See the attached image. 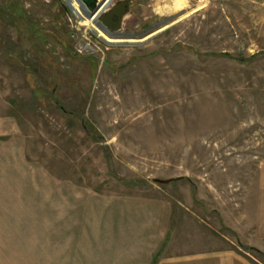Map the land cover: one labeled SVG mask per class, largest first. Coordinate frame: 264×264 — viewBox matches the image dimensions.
Wrapping results in <instances>:
<instances>
[{"label": "rangeland", "instance_id": "374dc122", "mask_svg": "<svg viewBox=\"0 0 264 264\" xmlns=\"http://www.w3.org/2000/svg\"><path fill=\"white\" fill-rule=\"evenodd\" d=\"M184 1L132 0L110 44L66 0H0V264L132 201L264 264V0Z\"/></svg>", "mask_w": 264, "mask_h": 264}, {"label": "crops", "instance_id": "0c3cea01", "mask_svg": "<svg viewBox=\"0 0 264 264\" xmlns=\"http://www.w3.org/2000/svg\"><path fill=\"white\" fill-rule=\"evenodd\" d=\"M261 190L260 216L264 220V189ZM105 206L92 222L91 213L78 212L74 219L58 215L56 233L43 232L38 255L28 249L25 256L30 261L40 258L33 264H55V258L58 264H251L234 249H177L170 240L171 212L163 210L160 202ZM50 241L55 251L49 248Z\"/></svg>", "mask_w": 264, "mask_h": 264}, {"label": "water", "instance_id": "95a60500", "mask_svg": "<svg viewBox=\"0 0 264 264\" xmlns=\"http://www.w3.org/2000/svg\"><path fill=\"white\" fill-rule=\"evenodd\" d=\"M82 8L86 9L89 18L98 15L96 25L112 38L124 36L122 32L124 20L130 14L132 0H120L111 2L108 7L101 10L103 2L106 0H77ZM68 3V2H67ZM69 4V3H68ZM70 6V5H69ZM71 7V6H70ZM72 8V7H71ZM110 44L120 42H108ZM172 179H155L156 182L168 183Z\"/></svg>", "mask_w": 264, "mask_h": 264}, {"label": "bare ground", "instance_id": "6f19581e", "mask_svg": "<svg viewBox=\"0 0 264 264\" xmlns=\"http://www.w3.org/2000/svg\"><path fill=\"white\" fill-rule=\"evenodd\" d=\"M69 5L73 8V11L76 13L77 16H79L82 20L83 23L85 24H90L91 29L97 33L98 36L104 38V40L108 43V42H124V41H130V40H125V39H120L119 38H112L109 35L105 34V32L103 30H101L100 28H98V26L96 25V21L98 18V15L96 17L93 18H89L86 15V9L82 8V6L78 3L77 0H66ZM114 0H106L103 3V6L101 7L102 9H105L106 7H108V5H110L111 2H113ZM175 5L176 8L181 9L183 8V6L185 5V1L184 0H175ZM86 15V16H84Z\"/></svg>", "mask_w": 264, "mask_h": 264}, {"label": "flooded vegetation", "instance_id": "af4514ba", "mask_svg": "<svg viewBox=\"0 0 264 264\" xmlns=\"http://www.w3.org/2000/svg\"><path fill=\"white\" fill-rule=\"evenodd\" d=\"M131 6H132V2H131Z\"/></svg>", "mask_w": 264, "mask_h": 264}]
</instances>
